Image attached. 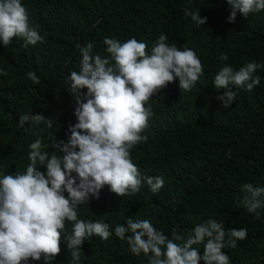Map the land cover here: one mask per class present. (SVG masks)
<instances>
[{
	"label": "trees",
	"instance_id": "obj_1",
	"mask_svg": "<svg viewBox=\"0 0 264 264\" xmlns=\"http://www.w3.org/2000/svg\"><path fill=\"white\" fill-rule=\"evenodd\" d=\"M187 0H25L31 20L40 26L46 43L24 47L14 41L0 44V164L9 173L24 170L29 145L35 134L19 127V117L29 111L58 117L52 130L65 139L69 123H75L73 98L66 91L65 77L78 70L77 45L93 42L106 54L105 37L126 41L132 37L151 47L161 33L178 48L194 49L202 60L205 75L191 93H183L179 82L153 97L155 116L146 132L149 139L133 153L135 163L146 176H163L165 187L153 195L147 185L136 196L124 198L106 186L99 200L81 208L85 219L105 220L115 226L127 217L150 219L170 234L173 229L190 233L195 223L209 218L225 222L229 230L246 227L249 237L237 249H224L233 264H264V219L257 220L237 207L241 186H264V71L261 84L252 92L239 91L229 108L218 99L213 78L229 56L239 68L249 61L264 62V12L239 14L235 23L227 0H195L201 7L204 27H196L184 15ZM36 71L40 85L27 79ZM87 90H85L86 92ZM49 151L52 142L46 133ZM20 167V169H18ZM43 170V169H42ZM62 251L53 264H68L70 250ZM126 242L115 236L105 243L94 237L83 246L84 264H147L132 256ZM42 264V262H36Z\"/></svg>",
	"mask_w": 264,
	"mask_h": 264
},
{
	"label": "clouds",
	"instance_id": "obj_2",
	"mask_svg": "<svg viewBox=\"0 0 264 264\" xmlns=\"http://www.w3.org/2000/svg\"><path fill=\"white\" fill-rule=\"evenodd\" d=\"M194 2L187 0L184 15L196 27H204L208 18H202L201 7L193 10ZM227 4L229 23H235L239 14L248 18L264 12V0ZM14 41H23L28 48L46 43V38L31 20L25 0H0V44L7 48ZM168 41L166 33L151 47L136 37L126 41L105 37L106 54L96 52L91 41L77 45L78 70L65 77L75 123H69L65 139L52 131L58 117L31 111L19 117V127L36 139L29 145L24 170L12 169L10 174L0 164V264H53L62 244L70 250L68 264H84L85 242L98 237L107 243L114 236L147 264H233L224 249H237L247 240L246 227L229 230L224 221L209 218L195 223L187 235L177 229L168 234L150 219L127 217L113 226L81 216V208L99 200L106 186L121 198L136 196L145 185L153 195L165 187L163 176L144 175L133 158L137 147L149 139L153 97L177 81L183 93H191L205 75L194 49ZM220 59L225 63L213 84L226 90L218 99L229 108L239 91L252 92L261 84L257 73L264 71V62L253 60L235 68L227 63V54ZM6 75L0 68V76ZM26 75L33 85L41 84L36 71ZM45 133L56 151H49ZM241 192L237 207L264 219V186L246 183Z\"/></svg>",
	"mask_w": 264,
	"mask_h": 264
}]
</instances>
